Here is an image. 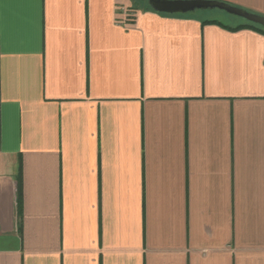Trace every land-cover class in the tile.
<instances>
[{
  "label": "crops",
  "instance_id": "obj_1",
  "mask_svg": "<svg viewBox=\"0 0 264 264\" xmlns=\"http://www.w3.org/2000/svg\"><path fill=\"white\" fill-rule=\"evenodd\" d=\"M136 5L0 0V264H264V34Z\"/></svg>",
  "mask_w": 264,
  "mask_h": 264
},
{
  "label": "water",
  "instance_id": "obj_2",
  "mask_svg": "<svg viewBox=\"0 0 264 264\" xmlns=\"http://www.w3.org/2000/svg\"><path fill=\"white\" fill-rule=\"evenodd\" d=\"M148 5L161 13L185 14L195 10L218 8L231 15L264 27V15L220 0H147Z\"/></svg>",
  "mask_w": 264,
  "mask_h": 264
},
{
  "label": "rangeland",
  "instance_id": "obj_3",
  "mask_svg": "<svg viewBox=\"0 0 264 264\" xmlns=\"http://www.w3.org/2000/svg\"><path fill=\"white\" fill-rule=\"evenodd\" d=\"M133 1H135V3L137 4L136 6L138 7L143 8V6L147 5V0H133ZM192 13L200 15L201 18H217L226 23H235L243 20V18H240L235 15H231L218 8L195 10Z\"/></svg>",
  "mask_w": 264,
  "mask_h": 264
},
{
  "label": "trees",
  "instance_id": "obj_4",
  "mask_svg": "<svg viewBox=\"0 0 264 264\" xmlns=\"http://www.w3.org/2000/svg\"><path fill=\"white\" fill-rule=\"evenodd\" d=\"M145 8L153 10L148 5V3L145 6ZM163 14H166V13H163ZM201 23L202 24H206V23L217 24V25H219L223 28H226L228 30H231V31H236V30L243 29V28H249V29H252V30H255V31H258V32L264 34V27H262L258 24L246 21L245 19H243L242 21H239V22H235V23H226V22H223L217 18H202ZM18 195L20 196V188L18 189Z\"/></svg>",
  "mask_w": 264,
  "mask_h": 264
}]
</instances>
